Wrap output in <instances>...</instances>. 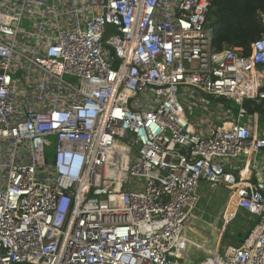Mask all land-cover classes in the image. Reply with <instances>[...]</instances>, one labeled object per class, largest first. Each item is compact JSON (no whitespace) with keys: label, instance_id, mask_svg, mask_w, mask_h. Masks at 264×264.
Segmentation results:
<instances>
[{"label":"built area","instance_id":"1","mask_svg":"<svg viewBox=\"0 0 264 264\" xmlns=\"http://www.w3.org/2000/svg\"><path fill=\"white\" fill-rule=\"evenodd\" d=\"M209 3L0 0V264H188L201 182L255 225L195 264H264V32L215 50ZM209 98L238 111L202 133Z\"/></svg>","mask_w":264,"mask_h":264},{"label":"trees","instance_id":"2","mask_svg":"<svg viewBox=\"0 0 264 264\" xmlns=\"http://www.w3.org/2000/svg\"><path fill=\"white\" fill-rule=\"evenodd\" d=\"M264 0H210L207 21L213 30V47L220 51L226 47L239 48L244 56L250 52V44L263 35L261 15ZM218 102L229 103L233 115L238 107L232 101L219 98ZM246 117L258 114L264 117L262 104L245 101L242 105ZM255 222L252 223V227ZM250 232V230H249ZM246 235L242 239H244Z\"/></svg>","mask_w":264,"mask_h":264},{"label":"rangeland","instance_id":"3","mask_svg":"<svg viewBox=\"0 0 264 264\" xmlns=\"http://www.w3.org/2000/svg\"><path fill=\"white\" fill-rule=\"evenodd\" d=\"M218 99L219 98H212V99L209 98L205 103L201 105L199 104H196V106L193 105L194 107H196L195 109L188 108L186 110L188 120L190 121L191 124L194 125L195 129H197L196 131H198V129L200 130L202 128H206L209 126L210 128H215L217 125H219L222 122L234 120V115L232 114L231 109L229 108L230 107L229 103L224 104L222 102H218L217 101ZM206 110L207 113L204 115ZM212 120L214 121V124H210ZM241 124L243 125L251 124V121L250 119L245 117L244 120L241 121ZM258 158L259 161L261 162L262 157L258 156ZM234 163L236 164L235 165L236 168H241L243 165L241 160H239V162L237 163L236 162ZM201 185L202 186L198 188V191L200 192L199 202L196 206V209L192 213V215L198 217L201 220L200 222L197 221L194 222V225L199 227L202 226L201 222H205L207 224L209 223V221L211 222L213 220V217H215L216 213L223 209V205H221L220 202L223 200L224 197H227L228 195V192L223 187H218V186L211 187L209 184H206L204 182ZM250 217H251L250 215L243 216L241 213L236 214L234 220H232L226 227V230L224 232L223 243L221 245V250H223L227 246L234 247L239 245V244L234 245V243L238 241V239L234 238V233L236 232L238 226L246 225V223L243 222L245 221L244 218L249 223L251 221L253 222L254 218L253 217L250 218ZM202 227H205V229H207L206 227L208 226H202ZM247 228L241 227L240 230L242 229L243 232L242 231L240 232L245 234L248 231ZM188 232H189V228H187L186 233L188 234Z\"/></svg>","mask_w":264,"mask_h":264},{"label":"crops","instance_id":"4","mask_svg":"<svg viewBox=\"0 0 264 264\" xmlns=\"http://www.w3.org/2000/svg\"><path fill=\"white\" fill-rule=\"evenodd\" d=\"M207 112H205L204 114H206ZM248 118V117H247ZM251 121V120H250ZM210 124H214V121L212 120ZM193 125V124H192ZM248 126H250V124H246ZM194 126V125H193ZM207 128H202V129H198V131L204 133ZM197 130V129H196ZM263 130V129H262ZM264 150H262L258 156L262 157L261 162L259 161V158L257 157V161H255V164H252L251 166L248 167L247 170H245L246 176L252 181L255 182L257 180L258 177H260L261 175H264ZM263 153V154H262ZM239 160L244 161L243 158H239L238 160H236V163L239 162ZM234 165H236L234 163ZM236 167V166H235ZM243 168V165L241 168H236V170H240ZM201 184H203V182H201ZM199 185V187H201L202 185ZM212 187V186H211ZM197 195L198 198H200V192L197 190ZM227 197H224L223 200L220 202L221 205H223V209L221 211H218L215 215V217H213V220L207 224L205 222H201L202 226H208L206 227L207 229H205V227H199V226H195L194 222H200L201 220L192 215L190 217V219L188 220V225L187 228H189V240H190V246L188 248V251L186 253V261L188 262V264H195L197 261H199L201 259V257H203V255L210 253V252H214V251H218V252H223L224 250H226V248H224L223 250H221V245L223 243V239H224V232L226 230V227L228 226H224L223 225V219H222V215L224 214L225 211V204L227 202ZM199 202V201H198ZM242 214L244 215H248V213L243 212V211H237L236 214ZM236 217V215H235ZM251 218V217H250ZM249 218V219H250ZM199 220V221H198ZM234 220V219H233ZM246 225L244 226H238V228L236 229V232L234 233V238L238 239V241L235 244H240L241 241H243L247 236L242 239L244 237V235H246V233H249V230L251 231L252 228V223L254 222H248L246 221V219L244 218ZM203 223V224H202ZM193 224V225H192ZM247 228V232L245 234L241 233L240 231L243 232V230L240 228Z\"/></svg>","mask_w":264,"mask_h":264},{"label":"bare ground","instance_id":"5","mask_svg":"<svg viewBox=\"0 0 264 264\" xmlns=\"http://www.w3.org/2000/svg\"><path fill=\"white\" fill-rule=\"evenodd\" d=\"M234 211H235V200H234V198H232V201H227L225 204L224 215L226 217H228V216L232 215ZM191 216H192V214L189 215L188 218L190 219ZM187 237H189V234H187Z\"/></svg>","mask_w":264,"mask_h":264},{"label":"water","instance_id":"6","mask_svg":"<svg viewBox=\"0 0 264 264\" xmlns=\"http://www.w3.org/2000/svg\"><path fill=\"white\" fill-rule=\"evenodd\" d=\"M248 119L252 121L253 116H248ZM258 123H259L260 129L264 130V117H260Z\"/></svg>","mask_w":264,"mask_h":264}]
</instances>
